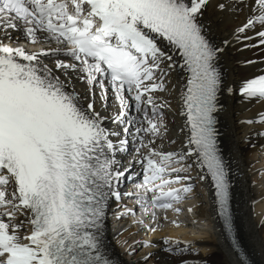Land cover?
<instances>
[{"label": "snow or ice", "instance_id": "1", "mask_svg": "<svg viewBox=\"0 0 264 264\" xmlns=\"http://www.w3.org/2000/svg\"><path fill=\"white\" fill-rule=\"evenodd\" d=\"M260 46L264 0H0V264H118L104 244L108 221L179 228L199 207H181L197 184L222 225L226 264H253L231 201L244 173L238 144L264 141V110L236 116L234 132L247 131L230 159L217 125L231 119L222 100L264 109V70L244 76L255 61L232 55ZM247 170L264 182V164ZM255 227L264 232V216ZM162 244L170 255L198 251ZM123 245L128 256L155 247ZM260 255L264 264V239Z\"/></svg>", "mask_w": 264, "mask_h": 264}, {"label": "bare ground", "instance_id": "2", "mask_svg": "<svg viewBox=\"0 0 264 264\" xmlns=\"http://www.w3.org/2000/svg\"><path fill=\"white\" fill-rule=\"evenodd\" d=\"M232 55L236 60L249 58L255 61L254 64L246 66V70L242 73L244 76L251 77L264 70V63H261V61H264V46L245 49L243 55L239 52H234ZM229 66L236 67L234 64ZM228 78L232 79L231 72ZM222 103L226 105L228 112L231 114V119L226 120L224 116L220 117V123L217 125L220 132L219 147L224 157L230 159L235 152L234 143L240 141V135L247 131L246 128H236L234 132L233 125L236 116L251 117L258 109H264L255 101L245 103L239 101L238 98L222 100ZM255 144V148L244 144L242 141L238 144L239 157L244 173L233 181L235 186L232 189L231 203L234 214V235L242 251L245 252V255L253 264H262L260 252L264 232L257 229L255 225L259 223L261 216H264V199H262L264 197V182L260 180V177L255 172L247 170L250 164L256 169H259L261 164H264V156L258 154L264 141L256 139ZM257 160L260 163H255ZM137 168L138 166H134V173H136ZM253 180H255V185H253ZM128 186H132L131 183L124 184V188ZM196 197H199V199H196ZM125 203L128 207L133 208L136 214L140 213L139 206H135L131 199L125 200ZM192 205H199V207L194 209L193 215L189 216L185 212L179 217L181 224L179 228L173 227L170 223L164 224L156 233L137 229L132 225L131 218H126L119 223H113L109 220L104 244L110 258L116 260L118 264H136V261L143 253L151 251L150 264H181L182 260L186 261L187 264H226L228 260L227 241L221 231L222 225L218 222V218H215L212 207L205 199L204 191L199 184L195 188L193 199L186 201L181 207L187 208ZM173 218L172 214L169 213V219ZM193 219L197 221L196 224L191 222ZM200 221H203L204 224H201ZM205 224L209 226L207 233L203 231ZM122 228L128 231L117 237L115 232ZM141 236L145 238H140ZM164 237L189 241L198 251L195 255L190 253H185L183 256L170 255L163 250L162 239ZM146 239L152 241L155 247L151 249L138 248L139 252H137V249L133 256L126 254L125 248L127 246L123 245V241L127 240L131 244L133 240L143 241Z\"/></svg>", "mask_w": 264, "mask_h": 264}, {"label": "rangeland", "instance_id": "3", "mask_svg": "<svg viewBox=\"0 0 264 264\" xmlns=\"http://www.w3.org/2000/svg\"><path fill=\"white\" fill-rule=\"evenodd\" d=\"M141 238H143V237H141ZM145 238V237H144ZM137 252H139V249L137 250Z\"/></svg>", "mask_w": 264, "mask_h": 264}]
</instances>
